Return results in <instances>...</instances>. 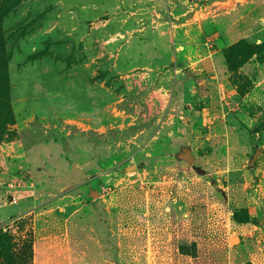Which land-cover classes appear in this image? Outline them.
I'll return each mask as SVG.
<instances>
[{
  "label": "rangeland",
  "instance_id": "rangeland-1",
  "mask_svg": "<svg viewBox=\"0 0 264 264\" xmlns=\"http://www.w3.org/2000/svg\"><path fill=\"white\" fill-rule=\"evenodd\" d=\"M0 36L12 264H264V0H0Z\"/></svg>",
  "mask_w": 264,
  "mask_h": 264
},
{
  "label": "trees",
  "instance_id": "trees-1",
  "mask_svg": "<svg viewBox=\"0 0 264 264\" xmlns=\"http://www.w3.org/2000/svg\"><path fill=\"white\" fill-rule=\"evenodd\" d=\"M0 47H1V36H0ZM4 63L0 62V77H4V69H3ZM31 242V241H30ZM14 244L11 242V240L7 237L6 234H0V256H2V260L4 264H12L14 263L13 257H12V249ZM30 257L32 259L33 253H32V243L30 246ZM32 263V262H31ZM27 264V263H26ZM250 264V263H246Z\"/></svg>",
  "mask_w": 264,
  "mask_h": 264
},
{
  "label": "built area",
  "instance_id": "built-area-1",
  "mask_svg": "<svg viewBox=\"0 0 264 264\" xmlns=\"http://www.w3.org/2000/svg\"><path fill=\"white\" fill-rule=\"evenodd\" d=\"M7 188L10 192H14V185H12V183H7ZM17 188L19 187V185L16 186ZM8 192V191H7ZM7 200L10 202V204H16L17 203V198L15 197V195H11V193H9V196L7 197Z\"/></svg>",
  "mask_w": 264,
  "mask_h": 264
},
{
  "label": "crops",
  "instance_id": "crops-1",
  "mask_svg": "<svg viewBox=\"0 0 264 264\" xmlns=\"http://www.w3.org/2000/svg\"><path fill=\"white\" fill-rule=\"evenodd\" d=\"M33 264H36V242L33 241Z\"/></svg>",
  "mask_w": 264,
  "mask_h": 264
}]
</instances>
